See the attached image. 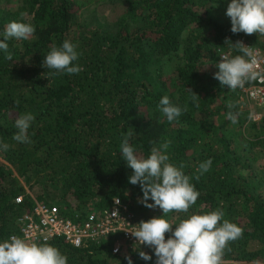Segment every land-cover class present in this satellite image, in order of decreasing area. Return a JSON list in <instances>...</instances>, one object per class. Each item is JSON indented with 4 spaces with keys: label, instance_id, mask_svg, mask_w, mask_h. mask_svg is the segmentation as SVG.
Masks as SVG:
<instances>
[{
    "label": "trees",
    "instance_id": "1",
    "mask_svg": "<svg viewBox=\"0 0 264 264\" xmlns=\"http://www.w3.org/2000/svg\"><path fill=\"white\" fill-rule=\"evenodd\" d=\"M228 2L0 0V31L14 20L35 28L27 40L7 42L11 60L0 53V141L9 145L0 152V241L22 238L19 218L40 203L57 206L74 221L109 209L115 197L136 224L163 215L139 203V185L128 182L133 170L119 147L127 137L142 158L169 142L170 162L193 177L200 193L195 205L166 219L179 223L220 208L242 229L223 250L221 264H264V112L250 120L237 89L213 78L221 52L240 55L232 44L237 41L264 52V35L232 33ZM108 6L118 15L101 20L96 9ZM87 10L80 20L79 11ZM65 40L77 45V74L43 66L44 56ZM191 91L201 98L196 103ZM165 95L186 108L171 122L157 108ZM229 111L239 113L236 124L227 120ZM29 112L35 117L30 143H18L15 120ZM209 158L210 170L195 179ZM46 242L68 264H127L128 256L133 264L155 262V256L142 260L138 245L120 232L79 247L58 237ZM117 243L119 251L113 252ZM139 250L151 254L146 246Z\"/></svg>",
    "mask_w": 264,
    "mask_h": 264
},
{
    "label": "clouds",
    "instance_id": "2",
    "mask_svg": "<svg viewBox=\"0 0 264 264\" xmlns=\"http://www.w3.org/2000/svg\"><path fill=\"white\" fill-rule=\"evenodd\" d=\"M225 15L230 18L232 33L251 35L258 32L264 35V0H229ZM34 31L35 28L30 23L15 20L9 22L0 31V53L5 54V59L11 60L7 42L11 39L27 40ZM232 44L241 54L231 58L221 56L220 62L215 64L218 71L213 78L222 87L227 86L235 91L243 88L246 83L261 78L262 73L258 71L259 65L250 47L240 41ZM78 59L77 45L65 40L44 56L43 66L56 73L77 74L81 71L80 66L75 63ZM198 98L201 99L192 92V102L196 103ZM228 107L231 109L233 105L229 104ZM157 108L169 122L178 119L186 111V108L174 104L167 95L159 100ZM238 115L239 113L229 111L227 120L236 124ZM249 119H253L251 114ZM34 120L35 117L30 112L15 120L18 131L13 139L16 142L30 143L28 132ZM119 147L122 160L133 170L128 182L140 187L142 196L138 202L150 209L158 207L163 212V215L141 220L136 224L137 227L127 231L137 242L139 257L148 262L155 256L154 264H221L223 250L228 242L237 239L242 233L237 224L224 218L222 209L191 214L179 223H172L165 218L172 211L188 213L200 195L191 182L193 177L183 171L184 166L170 162L167 153L169 142L153 147L146 158L137 154L127 137L121 140ZM8 148L7 143L0 141V152L7 151ZM211 165V158L201 162L195 179L198 180L207 173ZM141 245L151 249V254L139 250ZM125 259L127 264H133L130 256ZM0 264H68V257L47 242H29L13 235L0 241Z\"/></svg>",
    "mask_w": 264,
    "mask_h": 264
},
{
    "label": "built area",
    "instance_id": "3",
    "mask_svg": "<svg viewBox=\"0 0 264 264\" xmlns=\"http://www.w3.org/2000/svg\"><path fill=\"white\" fill-rule=\"evenodd\" d=\"M244 45L251 48L259 65L258 71L262 73V76L246 83L243 88H238L237 97L239 102H247L249 105L254 104V108L264 109V52L249 43ZM221 56H227V53H220L219 62ZM251 115L253 121L261 118L260 112H251ZM15 201L20 202L21 197H17ZM19 222L22 238L29 242H46L58 237L79 247L88 240H96L98 237L120 232L126 241L137 243L135 238L127 232L137 227L136 223L126 205L117 197L113 198L109 209L98 213L91 212L85 218L75 221L64 218L55 205L35 204L30 212L19 218ZM116 249H119L118 243L114 246L113 252H117Z\"/></svg>",
    "mask_w": 264,
    "mask_h": 264
},
{
    "label": "rangeland",
    "instance_id": "4",
    "mask_svg": "<svg viewBox=\"0 0 264 264\" xmlns=\"http://www.w3.org/2000/svg\"><path fill=\"white\" fill-rule=\"evenodd\" d=\"M90 4V3H89ZM88 5V4H87ZM90 5H88L87 7H89ZM83 8H84V10L87 8H85V6L83 5L82 6ZM93 8V5L92 6H90L89 8H88V10H90V9H92ZM88 10L87 11H84V13L82 14L81 13V11H79L80 12V20H81V18L83 19V16L85 15V14H87L88 13ZM96 11H97V17H99L101 20H109V21H112V20H114L116 17H117V15H118V9H112L111 7H98L97 9H96ZM92 19V18H91ZM238 102H239V100H238ZM254 104H252V105H249V103H246V102H244V103H242L241 102V105H240V108L242 109V110H245V111H247V113H250V112H260V113H262V112H264V109H260V108H254ZM251 114V113H250ZM253 121V120H252ZM240 140H239V142H240V144L242 145V144H244V141H245V139L244 138H239ZM260 164V163H263V159H259L258 161H257V164Z\"/></svg>",
    "mask_w": 264,
    "mask_h": 264
},
{
    "label": "crops",
    "instance_id": "5",
    "mask_svg": "<svg viewBox=\"0 0 264 264\" xmlns=\"http://www.w3.org/2000/svg\"><path fill=\"white\" fill-rule=\"evenodd\" d=\"M247 103V102H246Z\"/></svg>",
    "mask_w": 264,
    "mask_h": 264
}]
</instances>
